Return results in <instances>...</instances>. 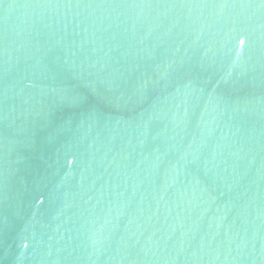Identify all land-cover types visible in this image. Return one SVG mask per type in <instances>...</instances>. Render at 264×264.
I'll use <instances>...</instances> for the list:
<instances>
[{
    "label": "water",
    "instance_id": "water-1",
    "mask_svg": "<svg viewBox=\"0 0 264 264\" xmlns=\"http://www.w3.org/2000/svg\"><path fill=\"white\" fill-rule=\"evenodd\" d=\"M0 264H264V0H0Z\"/></svg>",
    "mask_w": 264,
    "mask_h": 264
}]
</instances>
